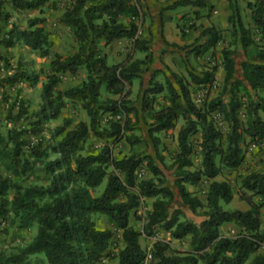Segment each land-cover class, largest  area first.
<instances>
[{"label":"trees","instance_id":"16d2710c","mask_svg":"<svg viewBox=\"0 0 264 264\" xmlns=\"http://www.w3.org/2000/svg\"><path fill=\"white\" fill-rule=\"evenodd\" d=\"M207 1L173 2L159 12L160 26L162 27L163 12L176 8L204 9ZM11 2L13 10L19 12L34 10L42 0ZM80 6L82 7V0ZM232 7L234 20L230 18V22L234 30L240 34V47L245 52L253 41L234 4ZM252 7L251 1L247 2L246 8ZM146 10L147 7L141 0H97V3L84 13L87 25L80 19L79 9L74 10V14H66V26L74 30L75 39L82 45L97 28L95 20L101 19L104 15L113 17V20L104 24L96 38L88 41L87 46L80 48V53H87L84 61L80 60L79 55L66 57L57 55L49 63L46 81L41 88L42 103L35 114V121L30 123L32 127L30 132L36 133L42 124L60 116L64 108V97L88 100L89 103L84 108L85 114L90 118L87 122H80L71 132H65L62 139L52 148L59 158L45 164V172L50 176L47 187L22 188L10 184L7 178L0 175V217H5L11 211L22 223L21 227L35 225L38 233L31 243L20 248L17 253L9 255L4 264H22L32 255H41L47 264H97L113 246L114 232H120L123 243V249L118 255L111 254L109 257V260H116L114 264H246L249 256L264 247V228H261L260 221V210L264 207V175L252 172L240 177V189L243 193L239 195V199L249 207L247 211L224 210L222 204L227 205L233 199L232 187L226 181L216 180L222 170L235 171L243 164L244 137H248V146L264 138V122L258 115L259 112L264 113V99L257 95L255 100L252 99V94L264 90V51H257L253 58L241 62L245 84L233 80L235 73L233 52L227 49L221 51V66L225 72L222 92L228 94L227 101L218 96L203 106H197L191 98L190 82L171 73L173 81L165 80L162 84L155 81L157 75H165L161 70L152 72L148 88L143 93L140 114L149 118L147 136L155 150L161 142L158 134L175 131L181 119L189 120L186 126L177 130L176 147L179 151L173 156L175 170L173 184L182 204L190 213L205 209L204 219L200 223L186 218L180 210H169L174 193L166 186L161 170L150 155L141 153L113 156V146L121 141L126 142L129 147L142 143L141 138L133 133L135 127L131 124L129 115L135 112V109L129 106L128 97L133 81L149 72L153 63L151 42L148 40V36H152L151 28L147 27L149 31L144 35L140 34ZM121 15L136 19L124 27L115 19ZM9 17V13L0 11L2 23L7 22ZM252 23L264 34V5L260 4L259 0ZM38 24L42 25L43 19L29 21L28 30L12 26L1 44L5 48H10L14 41L23 39L30 50L47 56L48 34L43 27H37ZM202 34L208 39L203 49L197 52L198 56L212 49L220 38L211 28L205 29ZM100 39L103 40L105 48L120 40H130L132 49L143 54V58L133 59L130 55L128 61L131 63L127 68L124 64L118 67L108 65L104 54L97 59L95 45ZM253 60L259 63L250 62ZM81 63H86L90 71L86 77V86L82 82L81 88L58 92L55 100L50 99L53 88L60 83L58 78H55V73L68 72L75 75ZM118 69L123 71L117 74ZM49 70L53 74L52 78L48 75ZM215 71L216 69H212L201 74L189 72V77L197 86L211 85ZM36 80V75L31 77L25 73H14L6 82L33 84ZM102 91L110 97L102 99ZM164 92L168 93L166 98L170 107H161L157 112L154 108L156 96ZM181 100L184 102L183 108ZM90 107L93 110L88 112ZM242 110L244 124L240 122ZM214 113L218 117L223 116V120L229 122L231 126L226 145L224 133L213 121ZM105 115L107 117L104 130L101 131L100 121ZM192 115L196 117V121L190 120ZM117 116L122 117V122L111 119ZM68 123L69 121H66L65 125ZM27 132L29 131L9 133L8 142L12 146L11 150L0 149V166L12 175H19V157L22 154L21 147L25 145L21 137ZM63 132L64 129L61 128L58 134ZM196 135L199 148L197 153L192 143V138ZM90 137L110 141V145L106 143L99 150L88 145L85 156L78 155ZM30 152L34 156L38 154L34 147L30 148ZM196 154L200 158V163L197 168L190 170L193 168V157ZM72 163L75 167L71 166ZM141 167L151 174L150 179L138 180L137 173ZM61 169L63 171H60ZM109 169L119 172L120 175H114ZM204 180L208 181V187L203 202L194 196L186 185L195 186ZM104 181L101 194L92 196L91 191L100 187ZM10 189L16 190L11 209L6 197ZM146 200H152L151 208L143 216L137 217L142 222V231L138 232L129 226V218L130 214L136 213ZM94 214L104 215L110 228L97 229L91 219ZM224 225H232L238 230L234 235L236 239L221 234L220 228ZM156 228L170 233L172 240L188 239L190 250L179 254L168 242L157 240L146 254L140 246V238L143 236L148 240ZM2 255L0 253V256ZM148 255L150 259H147ZM252 264H264V256L256 257Z\"/></svg>","mask_w":264,"mask_h":264},{"label":"rangeland","instance_id":"374dc122","mask_svg":"<svg viewBox=\"0 0 264 264\" xmlns=\"http://www.w3.org/2000/svg\"><path fill=\"white\" fill-rule=\"evenodd\" d=\"M249 1L251 0H247V2ZM224 2L227 3L228 8L231 9V15L227 17L228 23L230 25L229 29H223L219 26V24L215 22L214 17L218 19L216 14L219 12V10L216 7H212L206 11L199 10L198 12H194L195 9H191L189 13L183 15L180 18V20L177 22L174 28L172 27L170 29L171 37L173 36L172 33L174 31V33H176V37L180 36L181 38L184 39L185 43L184 44L173 43L171 45L167 44L166 47L169 48L165 51L160 50V48H158L157 46L159 43L162 42L160 38L162 27L160 26L159 23L160 8H148L144 4L147 7V10L145 11L146 16L144 18L143 26L150 27L151 31L154 33V38H156L153 47H154V52L158 53V55L155 54V59L157 61V56H158L160 70L163 71L165 75L170 74L171 76V73H174L178 78L190 82L189 91L191 94V98L197 106H203L206 102L218 96H222V98L225 101H227L229 96L227 93L222 92L223 86H219L221 91L213 95V90L216 87L213 89L210 86H212V83L216 82V80H213L211 85L205 84V85L197 86L196 84H194L191 81V78L189 77V72L201 74L205 71L204 69L207 68L206 64H198V63L193 64L194 61H199L201 57H204L205 55H210V62H214L212 69H216L218 64L221 62V51L223 49H227L233 52L232 58L237 64H240L241 62L253 58V56L257 53V50L261 47L260 44L253 39L254 33L252 32V30L245 27L244 16H243L244 9L240 7V4L245 3V0H232V1L224 0ZM232 3L236 7L238 11V16L240 17L244 27L250 31V37L253 41V44L250 47H248L245 52L241 49V47L239 48V50H237L234 47V45L237 43L236 37L237 35L240 36V34L236 30H234V28L232 27V23L230 22V18H233L234 20L232 13V8H233ZM246 4L247 3H245V7ZM25 12H29V11H19L17 12V15H20L21 13H25ZM9 15L10 17L7 22L2 23L0 21V31H3V28L7 27L8 23L12 20L11 13H9ZM42 15L43 14L41 13L40 15L33 17L31 20L42 19ZM149 20H151V24L148 23ZM202 20L212 21V23H201ZM190 21H194V22H190ZM28 22L26 24L23 22H17V23H13L12 26H16L20 30H28ZM42 25H45V27L43 28L48 34V41L46 46L48 53L47 56H41L40 52L30 50L27 53L28 56L31 57L33 53H36V55L34 58L25 61L23 56L20 55L18 52L11 51V49L17 47V43L19 40L14 41L12 47L5 48L1 44L2 39H0V149H4L8 151L11 150L12 146L8 142L9 133L11 132L19 133L20 131H25V130L29 131L25 136L21 137V139L25 142V145L21 147L22 154L19 157L20 164L18 166L19 175H12L10 172L4 170L2 166H0V175L3 178H7L10 184L22 188H30V187L45 188L48 186L50 182V176L45 172V164L48 163L49 161H52L51 159H49L50 155H57L52 151V148L56 145V143H58L62 139L64 133L67 132V129L71 127L74 123L76 127L80 122H85L84 120H79L78 122L74 121L70 115L65 113L64 111L65 105H64V108L61 110L60 116L57 119L42 124L39 127V130L34 134L30 132L32 128L30 127V123H33L35 121V114L39 110V107L42 103L41 88L46 81L49 63L52 61V60L51 61L46 60V57L50 55V49L56 46L55 41H49V36L55 35L57 39H61L59 34L50 33L47 30V24L44 19ZM208 28H211L213 32L219 35L220 37L219 41L212 49L198 56L197 52L203 49L208 39L207 38L206 40H204L203 43H200V41L203 40L204 37H206L202 33L205 29ZM186 29H188V32L185 31ZM196 32H199V36L195 35ZM224 32L230 33L231 42L229 43V46L227 48L219 47L221 42L228 43V41H225V38L222 35V33ZM171 37L170 39L173 40ZM153 47L152 45L150 46L151 49ZM116 48L117 47L112 45L111 47H109V50L112 51L115 50ZM169 49L179 50V52L183 54V60L181 61V66L184 65L191 66L190 71L188 70L187 67H185L186 75L183 76L177 75L176 72L173 71V69L177 67L176 60H169L165 62L167 56L174 54V51H169ZM213 49L215 50L213 51ZM57 55L60 56L59 53L55 54V56ZM140 55L143 58V54ZM132 57L133 59H137L135 56ZM13 61H15V68H13ZM106 61L107 64L110 65L108 62L109 61L108 56L106 57ZM165 63H167V65ZM152 69L153 68L151 67L149 72L142 74L140 79H136L133 81L130 90L131 92L128 97V100L130 102L129 106L135 109V112L129 115V118L132 121L131 124H133V126L135 127L133 133L141 138L142 143L134 147H129L126 144V142L121 141L117 145L113 146V156L118 157V156L126 155L125 148L127 149V155L141 154V153H146L150 155L154 159L158 168L161 170L166 182V186L169 187L174 193V200L172 204L168 207L169 210L170 211L180 210L184 213L186 218L193 220L196 223H200L204 219L203 213L205 209L197 210L194 214L190 213L187 207H185L182 204L177 189L173 184L175 180V170L173 168L174 155H172V153L175 152V148H172L170 144L164 143V141L171 140L174 141L176 144V134L178 127L176 128L175 131H168L166 133L158 134V137L161 142L157 150H155L147 136V128H148L147 125L150 123L149 118L148 116H142L140 114L141 100L144 91L148 88V82L152 74ZM8 73H11V75H13L14 73H25L26 75H30L31 77L33 75H36L37 80L33 84H30L29 82L8 84L6 82L7 78L11 76ZM161 77L162 75L160 74L157 75L155 81L160 82L159 78ZM171 81H173L172 77H171ZM56 87H58V85ZM200 92H203L202 103L197 104L196 101L201 99V97L197 95V93ZM104 93L106 92L105 91L101 92V98ZM108 97L110 96L107 94L106 96H103V99H106ZM165 102H167L166 95H163V93L157 95L154 108L156 109ZM106 117L107 116L105 115L101 118L100 121L101 127L104 126V124L102 125L101 122L103 121L105 123ZM212 118L215 123V126L218 128L216 122L219 119V117L217 115H212ZM56 121H60V124H56ZM66 121H69V123L65 125ZM240 122L244 124L243 110L241 111L240 114ZM9 125H11V127H9ZM52 125H55V127H52ZM61 128L64 129V132L58 134V131ZM45 133L49 134L48 137H45ZM33 139L37 141L35 145H33L32 143ZM90 139L93 138L90 137L86 140L83 151L79 152L78 155L85 156L86 154L85 149L88 145H90L89 144ZM197 140H198V135L192 138L193 147L196 153L198 151L197 142H196ZM95 141H103L104 142L103 145L106 143L110 145V141L107 142L105 140H96V139ZM92 146L96 148L94 144H92ZM32 147L38 150L37 156L31 154L30 148ZM26 149L27 151H25ZM242 149L244 151V162L237 169L239 171L235 170L228 172L226 170H222L220 175L216 178L217 181H226L231 185L233 191V197L236 199L234 204H232L231 206L222 204V208L224 210L227 209L229 211H233V210L242 211L243 210L242 207L246 206V204L243 201H240L239 199V195L243 193V190L240 189V177L243 176L244 172L252 173L255 171H251V168H243L242 166L249 160L250 155H256V153H252V151L249 149V146L247 145V141L243 143ZM169 157H171V159H169ZM198 160L200 163V158L196 154L193 157V168L190 170H193L194 168L198 167L199 165V163L197 162ZM73 165L74 164L72 163L71 166L73 167ZM5 172L9 174L5 175L4 174ZM233 173H236V175L233 176ZM138 174H141V179H150L152 177L151 174L144 167L139 168ZM104 185H105V181L100 187L91 191L92 196H98L99 194H101L102 191L100 189L103 186L102 187L103 190ZM186 187L190 192L193 193L194 196H196L198 199L204 202L205 193L208 187V181L204 180L195 186L186 185ZM98 191L99 194L97 195L96 193ZM15 195H16L15 189H10L7 193L6 197L10 204L9 209H11V203ZM151 203L152 200L144 201L141 207L136 211V213L130 214L129 226L132 227L134 230L138 232L142 231V222H140L137 217L143 216L144 213L151 208ZM91 219L95 223L96 228L99 230H105L110 228L107 218L104 215L94 214L91 216ZM260 221H261V228H264V207L261 208L260 210ZM21 225L22 223L20 222V220L17 217H15L13 212L11 211L5 217H0V244L5 242L4 240L5 237L8 238L7 243L10 246L9 255L17 253V251L20 248H22L19 245H17V241H19L20 244L23 245V247L29 244L28 236L30 235V230L35 225L29 227H21ZM220 232L224 236L232 237L235 234H237L238 230L232 225H224L220 228ZM157 240L168 242L171 248L176 253L179 254H184L185 252L190 250L188 239H184L182 241L172 240L170 233L164 232L160 228H156L153 232L152 237L149 238L148 240L144 239V237L142 236L140 238V246L146 252V254H148L153 244ZM112 241H113V246L108 249V251L105 254V257L101 260V262L97 264H105V262H107V264H114L116 262V260L113 261L109 260V257L111 254L115 256L118 255V253L123 249V243L121 240L120 232L113 233ZM185 245H187V247H185ZM22 264H47V262L41 255H32V256H28V258Z\"/></svg>","mask_w":264,"mask_h":264},{"label":"clouds","instance_id":"9594fccd","mask_svg":"<svg viewBox=\"0 0 264 264\" xmlns=\"http://www.w3.org/2000/svg\"><path fill=\"white\" fill-rule=\"evenodd\" d=\"M170 2V0H141L142 4H145L148 8H162L166 7L167 3ZM97 3V0H82V7L80 6L81 0H42L40 5L36 7L34 10L21 13L20 15H17V12L13 10L12 2L11 0H0V11L11 13L12 20L8 23L7 27L3 28V31H0V39H6L7 33L12 29V24L17 22H23L27 23L30 21L33 17H36L42 15V19L46 21L47 24V30L50 33H57L60 35L61 39H57L55 35L49 36V41H55V47L50 49V55L46 57V60L51 61L55 59V54L59 53L61 57L66 56H77L79 55V58L81 61H84V58L87 56V53H80V48L85 47L88 44V41H91L96 38L99 31H101L102 26L106 23H109L111 20H113V17L109 15H104L101 19H97L94 21V24L97 26L95 31H93L87 38V40L82 45L80 41L75 39L74 30L70 26H66L65 20H66V14H74V10L79 9V16L80 19L87 25L88 21L87 18L84 16V13L87 12V10L91 7H93ZM245 3H247V0H245ZM245 3H241L240 7L244 9L243 16H244V23L245 27L248 29H251L254 33L253 39L260 44V48L257 51H264V39H262V36L264 34L260 33L259 30L256 28V26L252 23V17L256 14V6H257V0H251V3L253 4L252 8H246ZM259 3L264 5V0H259ZM223 8L227 9L223 13L218 12L216 17H214V20L219 26L223 29H229L230 25L228 23L227 17L231 15V9L228 8V4L224 3L222 5ZM188 11L190 12L191 9H182L180 12L177 13V15L182 14V12ZM154 15V13H153ZM116 22L120 25H123L124 27H127L129 23L133 22L136 18L126 15H121L119 17H116ZM194 22V21H190ZM149 24H151V20L148 21ZM201 23H212V21H201ZM37 27H45V25L38 24ZM149 29L145 26H140V34L144 35ZM196 36H199V32L195 33ZM222 35L225 38V41H228V43L221 42L219 47L221 48H227L229 46L230 40V33L224 32ZM207 37H204L203 40L200 41V43H203L204 40H206ZM237 43L234 45V47L239 50V36L236 37ZM148 40L150 42H154L152 36H148ZM120 47H117L115 50L110 51L109 48L103 47V40L100 39L97 44L95 45L96 51H97V59L101 57L102 54L107 53L109 57V64L113 66H119L120 64H124L125 68L128 67L129 63L131 61H128V57L135 56L137 59H142V56L138 53H136L132 49V44L130 40H124L121 42ZM215 49H213L214 51ZM12 52H18L20 55L23 56L24 60H30L35 57L36 53H33L32 56H28L27 53L30 51L28 46L25 44V41L23 39H20L17 43V47L14 49H11ZM169 51H174L173 55L167 56L165 62L169 60H176L177 61V67L173 69L174 72H176L177 75H186L185 73V67L188 68V70H191V66L184 65L181 66V61L183 60V54L179 52V50H172L169 49ZM158 55V53H155ZM252 63H259V61L253 60L250 61ZM206 64L207 71H211L213 67L214 62H210V55H205L204 57H201L199 61H194L193 64ZM13 68H15V61H13ZM119 71H123V69H118ZM11 75V73H8ZM90 74V71L88 70V66L86 63H81L79 67V71L75 76L70 75L68 72H65L63 74L57 72L55 73V78H58L60 81L58 87H54L52 90V96L50 99L55 100L56 93L58 92H64L68 89L72 88H81L82 82H84V85L86 86V77ZM49 77L52 78L53 74L51 70H49L48 73ZM139 75V74H138ZM93 78H95L93 76ZM160 79V82L163 83L165 80L171 81L170 74L162 76ZM174 87H176L175 84H173ZM221 89L219 86H217L213 90V95L220 92ZM177 93H179V88L177 87ZM168 93L165 92L163 95H167ZM264 95V92L254 93L252 94V99H256V95ZM107 93H104L102 95L106 96ZM199 97H201L200 100H197V104L202 103L203 98V92L197 93ZM63 103L65 105V113L70 115L72 119L76 122L79 120H84L85 122L88 121L90 118L89 115L85 114V108L84 106L89 103L88 100H80V99H73L70 97H64ZM182 108L184 107V102L180 101ZM170 107V105L165 102L164 104H161L159 107L156 108V111H160L161 107ZM93 110L92 107L88 109V112H91ZM213 115H216L215 113ZM115 122H122V117L117 116L115 118H111ZM191 121H196V117L194 115L190 116ZM102 125L104 122H101ZM189 123L188 119H181L180 124L177 126L183 127L186 126ZM217 126L224 132V144L226 145L228 143V135L230 134V124L227 121L223 120V116L219 117L217 120ZM56 124H60V121H56ZM142 126V125H141ZM11 127V125H9ZM52 127H55V125H52ZM75 128V123L67 129V131L71 132ZM103 127L101 128V131H103ZM48 133H45V137H48ZM244 140L247 141L248 137H244ZM36 140L33 139L32 143L33 145L36 144ZM103 141H95V139H90L89 144H94L96 149L99 150L103 146ZM164 143L170 144L172 148H175V152H178L179 149L176 147V144L174 141L171 140H165ZM199 150V148H198ZM27 151V149L25 150ZM252 153H256V155H250L249 160L242 166L243 168H251V171L259 172L260 174L264 175V142L259 143L258 146H253ZM175 152L172 153V155H175ZM125 153L127 155V149L125 148ZM59 158V155H50L49 159L56 160ZM171 159V157H169ZM199 163V160L197 161ZM75 167V165H73ZM60 171H63L61 169ZM110 172H113L114 175H120L119 172L114 171L113 169H109ZM239 171V170H237ZM5 175H8L9 173L5 172ZM251 172H244L243 175H249ZM236 173H233V176H235ZM121 179H123V176H121ZM103 187V186H102ZM101 187V191H102ZM99 194V191L96 193ZM38 235L37 228L34 226L30 230V235L28 236V242L31 243L32 238L36 237ZM7 237L4 238L5 242L0 244V253L3 255L0 256V264H4V261L7 259V257L10 254V246L7 243ZM232 239H236L235 236L232 237ZM17 245L20 247H23L22 244H20L19 241H17ZM15 246V245H14ZM187 247V245H185ZM239 250H237L238 252ZM235 253H229V255H233ZM258 256H264V247H262L259 251L253 253L251 256L248 257V260L246 264H252V261L256 259ZM107 264V262H105Z\"/></svg>","mask_w":264,"mask_h":264},{"label":"crops","instance_id":"0c3cea01","mask_svg":"<svg viewBox=\"0 0 264 264\" xmlns=\"http://www.w3.org/2000/svg\"><path fill=\"white\" fill-rule=\"evenodd\" d=\"M175 1H177V0H170V2L167 3V6H170ZM224 3H225L224 0H208L207 4H206V7L204 9H195L194 12H198L199 10L206 11V10H209L210 8H212V7H216L219 10L220 13H223L224 11L227 10V9L222 7V5ZM163 8H165V7L160 8V11ZM182 9H186V8H176L174 10H169V11L163 12V15H162V30H161V33H160V38H161L162 42L157 45L158 48H160V50H164V51L167 50L169 48V47H166L167 44L171 45L173 43H175V44H181V43L184 44L185 43L183 38H181L180 36L176 37V33H174V31L172 33L173 36L171 37V32H170V29L172 27L174 28V26H176V24L180 20V18L183 15L189 13L188 11H185V12H182V14L177 15V13L180 12V10H182ZM170 37L173 40H171ZM152 38H153L154 43L151 42L150 46L152 45V47H153V44H155V39H156V38H154V33L153 32H152ZM122 41H124V40H120V41L114 43L113 46H115V47L122 46L121 45ZM111 46H109V47H111ZM109 47H107V48H109ZM151 51H152V54H153V63H152V66H151L153 68L152 69V72H153L155 70H160V66H159L158 56H157V61L155 59L154 47L151 49ZM104 55L106 57L108 56L107 53H104ZM165 64L167 65V63H165ZM240 65H241V63L237 64L235 62V73H234V79L233 80L234 81L235 80L241 81V82H243L245 84V82L243 81L242 71H241ZM204 70L207 71L206 69H204ZM224 77H225V72H224V70H223V68L221 66V62H220L218 64L217 68H216V71H215L214 75H213V78H214L213 80H216V82H213L212 86H210V87H214L215 88L217 86H223ZM259 92H264V90L257 91V93H259ZM257 96L262 98V99H264V95L257 94ZM258 115L261 118V120L264 122V113L263 112H259ZM235 201H236V199L233 197L232 201L229 204H227V205L231 206L232 204H234ZM242 209H243L242 211H247L249 209V207L246 205V206L242 207ZM225 210H227V209H225Z\"/></svg>","mask_w":264,"mask_h":264},{"label":"built area","instance_id":"2783aa9c","mask_svg":"<svg viewBox=\"0 0 264 264\" xmlns=\"http://www.w3.org/2000/svg\"><path fill=\"white\" fill-rule=\"evenodd\" d=\"M185 31L188 32V29H186ZM211 88H214V87H211ZM261 142H264V138L261 139L260 141L251 143L250 146H249V149L252 150L253 146H258L259 143H261ZM137 178H138V180L141 179V174L137 173ZM147 259H150L149 255L147 256Z\"/></svg>","mask_w":264,"mask_h":264}]
</instances>
